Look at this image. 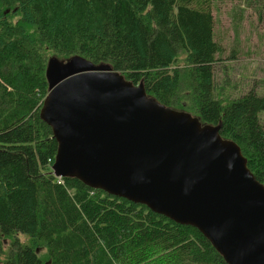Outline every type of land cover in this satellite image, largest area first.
Wrapping results in <instances>:
<instances>
[{"label":"trees","instance_id":"obj_1","mask_svg":"<svg viewBox=\"0 0 264 264\" xmlns=\"http://www.w3.org/2000/svg\"><path fill=\"white\" fill-rule=\"evenodd\" d=\"M223 53L212 0H0V264H227L195 228L77 179L59 184L41 116L53 58L107 66L221 126L264 185V96L217 95Z\"/></svg>","mask_w":264,"mask_h":264},{"label":"water","instance_id":"obj_2","mask_svg":"<svg viewBox=\"0 0 264 264\" xmlns=\"http://www.w3.org/2000/svg\"><path fill=\"white\" fill-rule=\"evenodd\" d=\"M48 77L41 116L59 145L56 178L197 229L227 264H264V185L221 126L160 104L107 66L53 58Z\"/></svg>","mask_w":264,"mask_h":264},{"label":"rangeland","instance_id":"obj_3","mask_svg":"<svg viewBox=\"0 0 264 264\" xmlns=\"http://www.w3.org/2000/svg\"><path fill=\"white\" fill-rule=\"evenodd\" d=\"M212 2L224 51L215 73L217 95L226 102L250 90L264 96V0ZM260 118L264 125V114Z\"/></svg>","mask_w":264,"mask_h":264},{"label":"built area","instance_id":"obj_4","mask_svg":"<svg viewBox=\"0 0 264 264\" xmlns=\"http://www.w3.org/2000/svg\"><path fill=\"white\" fill-rule=\"evenodd\" d=\"M59 184H63V180L61 178H59Z\"/></svg>","mask_w":264,"mask_h":264},{"label":"bare ground","instance_id":"obj_5","mask_svg":"<svg viewBox=\"0 0 264 264\" xmlns=\"http://www.w3.org/2000/svg\"><path fill=\"white\" fill-rule=\"evenodd\" d=\"M122 75V74H121ZM241 149V148H240ZM242 151V150H241Z\"/></svg>","mask_w":264,"mask_h":264}]
</instances>
